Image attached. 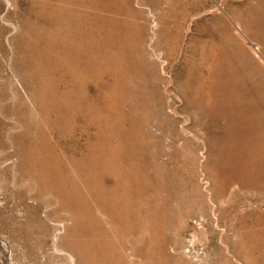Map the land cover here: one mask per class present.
Returning <instances> with one entry per match:
<instances>
[{
    "label": "rangeland",
    "instance_id": "1",
    "mask_svg": "<svg viewBox=\"0 0 264 264\" xmlns=\"http://www.w3.org/2000/svg\"><path fill=\"white\" fill-rule=\"evenodd\" d=\"M262 177L264 0H0V264H264Z\"/></svg>",
    "mask_w": 264,
    "mask_h": 264
},
{
    "label": "bare ground",
    "instance_id": "2",
    "mask_svg": "<svg viewBox=\"0 0 264 264\" xmlns=\"http://www.w3.org/2000/svg\"><path fill=\"white\" fill-rule=\"evenodd\" d=\"M216 56H217V55H216ZM262 178H264V177H262ZM55 236H56V235H55ZM55 239H57V238H55ZM55 239H54V240H55ZM56 241H57V240H56ZM102 242H103V241H102ZM102 258H103V257H102ZM69 263H70V262H69Z\"/></svg>",
    "mask_w": 264,
    "mask_h": 264
}]
</instances>
